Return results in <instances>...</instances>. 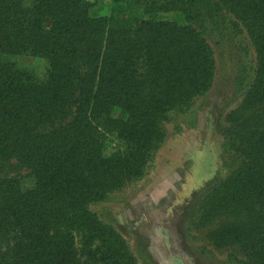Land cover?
<instances>
[{"label": "trees", "instance_id": "obj_1", "mask_svg": "<svg viewBox=\"0 0 264 264\" xmlns=\"http://www.w3.org/2000/svg\"><path fill=\"white\" fill-rule=\"evenodd\" d=\"M90 9L87 0H0V162L16 158L34 178L25 191L0 179V264H137L88 205L142 179L166 125L178 129L174 118L210 90L204 25L225 15L254 49L242 103L252 112L223 132L237 164L207 188L198 225L217 220V247L264 264V0H113L98 18ZM25 55L44 59L46 74L9 61ZM108 136L120 150L106 156Z\"/></svg>", "mask_w": 264, "mask_h": 264}, {"label": "rangeland", "instance_id": "obj_2", "mask_svg": "<svg viewBox=\"0 0 264 264\" xmlns=\"http://www.w3.org/2000/svg\"><path fill=\"white\" fill-rule=\"evenodd\" d=\"M87 1L90 15L97 18L109 16L113 7V0ZM157 18L183 23L176 14ZM232 22L225 15L223 20L204 25L215 61L212 87L192 101L185 115L174 118L178 129L166 125V139L146 175L88 205L100 222L122 237L137 264H239L243 260L238 246L217 247L209 239L211 230L219 227L217 220L198 225L199 203L207 188L224 180L237 164L223 132L252 112L242 103L252 83L255 53L244 30ZM9 61L38 76L48 68L44 59L28 55ZM119 150V142L106 137L103 154ZM0 169V179H15L23 191L34 185L31 171L16 158L0 162ZM75 246L83 258L84 246L77 235Z\"/></svg>", "mask_w": 264, "mask_h": 264}]
</instances>
